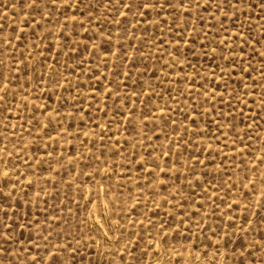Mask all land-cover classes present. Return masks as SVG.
Returning a JSON list of instances; mask_svg holds the SVG:
<instances>
[{
	"label": "rangeland",
	"instance_id": "rangeland-1",
	"mask_svg": "<svg viewBox=\"0 0 264 264\" xmlns=\"http://www.w3.org/2000/svg\"><path fill=\"white\" fill-rule=\"evenodd\" d=\"M0 264H264V0H0Z\"/></svg>",
	"mask_w": 264,
	"mask_h": 264
}]
</instances>
